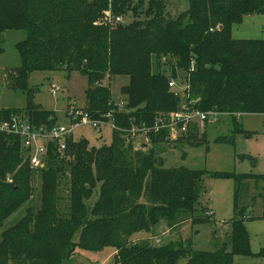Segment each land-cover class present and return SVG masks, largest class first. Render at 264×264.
Instances as JSON below:
<instances>
[{"label":"trees","instance_id":"obj_1","mask_svg":"<svg viewBox=\"0 0 264 264\" xmlns=\"http://www.w3.org/2000/svg\"><path fill=\"white\" fill-rule=\"evenodd\" d=\"M187 2L185 12L169 19L165 0H149L146 6L141 0L135 7L133 0H0V36L12 30L27 34L15 45L21 66L6 72L5 84L27 92L28 104L2 113L21 111L35 127L55 126L54 112L32 104L27 82L33 72L63 70L87 82L85 105L76 111L117 128L110 131V144L99 148L73 138L63 153L49 146L46 165L38 170L31 169L18 138L0 134V226L29 205L34 174L40 176L39 206L26 207L20 220L1 234L0 264H70L77 249L98 252L106 247L124 264H233L236 257L252 256L237 191L229 243L214 251L194 250L189 242L151 243L152 228L160 221H175L168 231L174 232L179 217L191 218L196 226L213 216L199 204L203 171L163 168L155 148L172 144L164 133H151L149 148L129 139L132 127L151 126L157 117L178 110L181 99L170 92L168 82L187 84L188 102L195 101L202 112L230 116L237 132H244L237 117L264 116V40H235L231 34L246 16L264 14V0ZM108 10L122 18L132 11L135 19L128 25L107 24ZM106 77L128 78L121 89L123 107L102 85ZM204 132L194 127L179 143L197 142ZM215 176L237 182L256 178ZM64 179L66 213L58 207ZM139 234L146 238L130 242Z\"/></svg>","mask_w":264,"mask_h":264},{"label":"rangeland","instance_id":"obj_2","mask_svg":"<svg viewBox=\"0 0 264 264\" xmlns=\"http://www.w3.org/2000/svg\"><path fill=\"white\" fill-rule=\"evenodd\" d=\"M139 1L141 0H133L132 6H138ZM142 1L146 6L149 0ZM165 2L166 18L169 19L176 18L188 9L187 0H165ZM138 10L143 11V9ZM108 16H113L110 10L105 12L104 20ZM134 19L130 11L123 18V24L128 25ZM139 19L142 17L140 16ZM231 34L235 40H264V14L246 16L241 24L232 27ZM26 35L25 31L12 30L0 36V112L24 110L27 107V92L9 88L5 84L6 72L21 66V59L15 45L25 40ZM161 70L169 72L165 65H162ZM27 84L33 94L31 95L32 104L54 112L57 124L69 123L65 117L68 104L79 109L85 105L84 91L87 88V82L78 73L68 75L63 70L33 72L29 74ZM127 84V77H106L102 81L103 86L110 88L112 100L116 104L124 102L125 97L121 89ZM52 86L59 88L54 96L51 95ZM238 124L244 132L235 131L236 125L232 122V118L222 115L213 124L200 125L199 134L202 131L205 132L203 136L198 135L197 142L190 141L192 145L187 142L179 143L181 137L175 142L168 140L174 145L164 144L155 148L157 157L163 160L165 169L184 168L204 172L199 204L205 212H210L213 216L208 224L196 226L191 224V218L179 217L180 224L174 232L168 231L175 221H160L152 228L150 235L159 236L151 239L152 245L161 246L172 241H181L189 242L194 250L214 251L222 244L229 243L231 222L236 219L233 203L235 191H237V203L239 208L244 210L243 225L249 236L252 256L236 257L233 264H264V257L259 256L264 251V118L256 115L244 116L238 120ZM98 134L97 129L81 126L74 131L73 139L75 141L85 139L91 147L95 148L110 144L111 132L108 127L102 128L103 139H99ZM141 141L143 139L138 137L135 145L137 146V143ZM136 146L135 149L140 150ZM217 173L234 176L253 175L256 178L237 182L231 177H217L215 176ZM66 184L64 179L59 186L58 207L64 213L68 208V195L64 192ZM32 187L34 192L29 205L23 206L0 226V241L1 234L20 220L26 207L39 206L40 176L37 173L34 174ZM92 200L94 202L96 198L93 197ZM199 212L197 214H201ZM143 237L146 236L134 235L130 238V242H140L144 239ZM157 239L159 243L156 242ZM10 264L13 263L10 262ZM70 264H124V260L109 247L98 252L77 249Z\"/></svg>","mask_w":264,"mask_h":264},{"label":"built area","instance_id":"obj_3","mask_svg":"<svg viewBox=\"0 0 264 264\" xmlns=\"http://www.w3.org/2000/svg\"><path fill=\"white\" fill-rule=\"evenodd\" d=\"M106 19L105 23L107 24L123 23V18L120 16H108ZM190 71H193V64L190 66ZM168 87L174 96L181 99L178 110L157 117L151 126L142 124L140 127L134 126L128 130L129 139L132 142L136 143L135 140L138 137L143 139L137 145H142L144 148L149 147L151 133L156 135L164 133L167 140L178 141L181 137L186 136L190 129L198 128L200 125L213 124L223 115L214 111L202 112L195 107V101L194 103L188 102V86L184 82L170 80ZM57 91H59L57 86L51 87L52 96ZM122 105L123 103H120L118 107L121 108L123 107ZM76 110V107L71 104L66 112V118L69 123L67 125L56 124L50 129L33 126L23 113H15L8 116L6 113L0 112V134L18 138L31 169H42L46 165L49 146L55 145L57 152L63 153L66 149V141L69 138H73V133L78 127L89 126L97 129L99 134L104 127H108L110 131L117 129L112 122L95 121L90 119L87 114H79ZM105 117L109 119L110 115ZM209 215L212 214L209 213ZM156 242L159 243L160 241L157 239Z\"/></svg>","mask_w":264,"mask_h":264},{"label":"crops","instance_id":"obj_4","mask_svg":"<svg viewBox=\"0 0 264 264\" xmlns=\"http://www.w3.org/2000/svg\"><path fill=\"white\" fill-rule=\"evenodd\" d=\"M84 92H85V91H84ZM244 116H250V115H243V116H240V117H237V118L241 119V118L244 117ZM258 117H263V118H264V116H258ZM239 119H238V120H239ZM98 138H99V139H103L102 130H101V133L98 134ZM139 235H142V236H143V234H139ZM153 237H154V236H153ZM157 237H159V236H155L154 238H157ZM143 238H146V237H143Z\"/></svg>","mask_w":264,"mask_h":264},{"label":"water","instance_id":"obj_5","mask_svg":"<svg viewBox=\"0 0 264 264\" xmlns=\"http://www.w3.org/2000/svg\"><path fill=\"white\" fill-rule=\"evenodd\" d=\"M219 29H221V27Z\"/></svg>","mask_w":264,"mask_h":264}]
</instances>
